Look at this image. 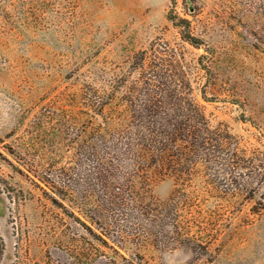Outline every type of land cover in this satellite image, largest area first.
<instances>
[{
    "label": "rangeland",
    "instance_id": "rangeland-1",
    "mask_svg": "<svg viewBox=\"0 0 264 264\" xmlns=\"http://www.w3.org/2000/svg\"><path fill=\"white\" fill-rule=\"evenodd\" d=\"M152 46L183 53L237 171L258 172L245 189L208 175L218 159L110 191L91 174ZM0 264H264V0H0Z\"/></svg>",
    "mask_w": 264,
    "mask_h": 264
},
{
    "label": "trees",
    "instance_id": "trees-1",
    "mask_svg": "<svg viewBox=\"0 0 264 264\" xmlns=\"http://www.w3.org/2000/svg\"><path fill=\"white\" fill-rule=\"evenodd\" d=\"M183 39L195 44L189 34ZM137 57L139 75L129 86L134 96L127 98L126 125L102 132L89 142L91 174L110 191L117 180L125 177L144 176L153 182L176 179L191 173L200 161L211 164L218 159L217 169L208 175L215 181L222 177L234 193L245 189V176L258 172L252 168L246 174L237 171L238 159L243 162L244 155L226 140L232 137L230 134L225 133L227 138L217 135V128L210 125L200 104L194 101L183 53L171 46H152L150 51L137 53ZM58 188V193L64 194L65 184ZM51 199L58 203L57 198ZM128 215L132 217V211Z\"/></svg>",
    "mask_w": 264,
    "mask_h": 264
}]
</instances>
